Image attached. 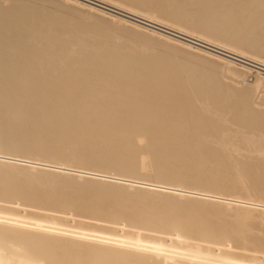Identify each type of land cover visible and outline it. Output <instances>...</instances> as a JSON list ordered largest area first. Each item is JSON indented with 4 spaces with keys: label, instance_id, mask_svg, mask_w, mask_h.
Listing matches in <instances>:
<instances>
[{
    "label": "bare ground",
    "instance_id": "6f19581e",
    "mask_svg": "<svg viewBox=\"0 0 264 264\" xmlns=\"http://www.w3.org/2000/svg\"><path fill=\"white\" fill-rule=\"evenodd\" d=\"M95 1L0 0V264H264V0Z\"/></svg>",
    "mask_w": 264,
    "mask_h": 264
},
{
    "label": "rangeland",
    "instance_id": "374dc122",
    "mask_svg": "<svg viewBox=\"0 0 264 264\" xmlns=\"http://www.w3.org/2000/svg\"><path fill=\"white\" fill-rule=\"evenodd\" d=\"M83 1L89 2V3L92 4V5H93L94 3L97 2V1L94 2V0H89V1H87V0H83ZM92 2H93V3H92ZM97 4H98L99 6H98ZM94 5H96V7L101 8V9L104 10V11H108V12H109V11H112V10H113V11L110 12V13H112V14L114 13V15H118V16L121 15V14L124 15V16L127 15V14H123V12H121V11H120V12L117 11V12H118V14H117V12H115V11H116L115 9H113V8H111V7L108 6V7L110 8V9H109L108 7H106L107 5L102 4V3H99V2H97V3L94 4ZM100 5H103L102 7H103L104 9H103ZM104 5H105V6H104ZM122 15H121V16H122ZM127 16H128V15H127ZM128 17H129V16H128ZM130 17H131V15H130ZM132 18L134 19L135 17H132ZM136 20H137V19H136ZM138 21H140V20L138 19ZM167 21H169V20H167ZM167 21H166V22H167ZM142 22H143V21H142ZM172 22H173V23H171V21H169V23H170L171 25L176 26V27H182V26H183L182 29H186V30L188 29L189 32H191V30H194V29H192V28L189 30L190 27L185 26V25H182V24H180V23H178V22H175V21H172ZM174 24H175V25H174ZM178 25H179V26H178ZM186 27H188V28H186ZM195 32L199 33V32L196 31V30H195ZM195 32L192 31V33H195ZM211 39H212L213 41H214V40H217V38H214V37H212ZM220 40H221V39H220ZM220 40L218 39L217 42H221ZM221 43H222V42H221ZM223 43H224V42H223ZM227 44H228V43H227ZM207 48H208V47H207ZM247 53H249V52H247ZM250 55H253V54L251 53ZM253 56L255 57V55H253ZM257 56H258V55H257ZM261 56H262V55H259V56L256 57V58H258V59H262V58L264 57V56H262V58H261ZM233 58H235V57H233ZM237 59H238V58L236 57V61H237V62H240V63H243V64H244V63H246V64H249V63H250V64H251V68H252V70L249 71V73H248L247 76L245 77V83H246V84H249V85L253 84V82L255 81L254 78H256V75H257L255 71H259V70H260L261 72H264V70H261V68H260L258 65H256L255 63H253V62H251V61L241 60V59H240V61H239V59H238V60H237ZM245 61H246V62H245ZM259 76L261 77V75H259ZM252 80H253V81H252ZM260 94H261V93H260ZM259 96H260L261 98H262V97L264 98V94H262V96H261V95H259Z\"/></svg>",
    "mask_w": 264,
    "mask_h": 264
}]
</instances>
